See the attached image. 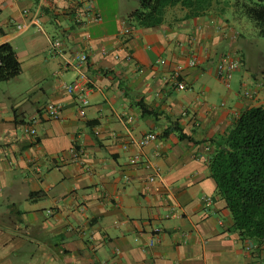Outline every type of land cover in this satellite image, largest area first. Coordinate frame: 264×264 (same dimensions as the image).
<instances>
[{
  "label": "crops",
  "instance_id": "1",
  "mask_svg": "<svg viewBox=\"0 0 264 264\" xmlns=\"http://www.w3.org/2000/svg\"><path fill=\"white\" fill-rule=\"evenodd\" d=\"M38 6L41 29H19L30 18L24 10ZM139 6L0 0V45L13 46L22 68L0 82V264H264V245L233 229L208 167L211 139L264 105V74L239 73L246 28L227 14L170 11L162 24L139 27L131 18ZM54 37L64 41L62 55L50 51ZM79 50L88 54L86 106L66 90L79 75L66 59ZM226 53L243 60L230 86L217 72ZM178 65L183 87L172 77ZM48 102L58 103V119L44 113ZM148 132L157 140L140 148L133 139ZM74 146L83 154L74 156ZM136 154L159 166L162 179L132 164ZM171 209L182 216L166 218Z\"/></svg>",
  "mask_w": 264,
  "mask_h": 264
},
{
  "label": "trees",
  "instance_id": "2",
  "mask_svg": "<svg viewBox=\"0 0 264 264\" xmlns=\"http://www.w3.org/2000/svg\"><path fill=\"white\" fill-rule=\"evenodd\" d=\"M222 1L224 6L229 5V0H139L140 6L132 12L131 18L139 27L159 25L168 11L178 6L186 12L184 18L187 19L210 12L221 15L226 13L225 9L215 6ZM235 4L239 14L255 21L259 35L264 37V0H236ZM0 61V82L22 73L21 63L10 43L0 45ZM142 108L144 113L156 114ZM175 130L180 138L191 139L181 128ZM168 132L166 130L165 134ZM211 144L209 171L219 194L227 202L233 229L242 241L264 245V105L243 110L224 134L211 139Z\"/></svg>",
  "mask_w": 264,
  "mask_h": 264
},
{
  "label": "built area",
  "instance_id": "3",
  "mask_svg": "<svg viewBox=\"0 0 264 264\" xmlns=\"http://www.w3.org/2000/svg\"><path fill=\"white\" fill-rule=\"evenodd\" d=\"M41 12H42V7L38 6L34 11L30 12L28 9L24 10L25 14H30V18L28 20V22L24 23V24H19L17 27L19 29H24L29 27L30 25L32 26H37L38 29H41ZM98 19L100 18V15L97 17ZM78 22H82L81 19L77 20ZM130 30H126V32H129ZM63 44L64 41L62 40V38L60 37H54L51 39L50 41V51L52 54H59L62 55L63 54ZM88 59V54L85 50H79L77 51V53L73 54L72 56H69L66 59V66H76L79 69V75L78 77L68 83L66 85V90L69 94L75 95L78 99H80V102L82 103V105L86 106L89 103V92L91 89L90 83L86 78V74L85 72L81 69V67H83L84 64H86ZM191 64H194V61H190ZM241 58L239 55L235 54V53H226L224 54L217 66V72H218V76L224 80V82L226 83L227 86H230L231 80L233 79L234 73L236 70H238L241 66ZM1 64V61H0ZM183 69L182 65H178L175 69V72L172 74V77L175 81V84L178 87H183L184 84L183 82L179 81V77L181 75V70ZM244 94L248 97H253L256 94L255 90H251L248 88L244 89ZM44 113L50 117V118H56L58 119L60 117V107L58 105V103L55 102H48L46 104V106L43 109ZM82 114H84L82 112ZM128 121H132L131 118H128ZM27 131L31 134V135H35L36 134V129L34 128V126H27ZM157 134L155 132H148L146 134H144L143 136L139 137V138H134L133 140L135 141V143L140 147L143 148L146 145L155 142L157 140ZM74 146V150L73 154L74 156H78V155H82L84 150L79 148V149H75ZM126 147V146H125ZM130 162L134 165H141L144 168L147 169H153L155 171V174L150 176L149 179L150 181H156V180H161L162 179V175H161V170L160 167L157 166L152 160L143 157L139 154L134 155L131 159ZM204 200L208 203L212 202V198L210 196H204ZM51 212V211H50ZM182 216V214L180 213V211H178L177 209H171L168 211V213L166 214V218L169 219H175V218H180ZM155 241L152 240L151 244H154Z\"/></svg>",
  "mask_w": 264,
  "mask_h": 264
},
{
  "label": "rangeland",
  "instance_id": "4",
  "mask_svg": "<svg viewBox=\"0 0 264 264\" xmlns=\"http://www.w3.org/2000/svg\"><path fill=\"white\" fill-rule=\"evenodd\" d=\"M236 0H229V5L224 6V1L221 3L217 4L215 7L218 6L219 8H224L225 9V14L230 17V20L234 21L236 23L237 28L239 27L240 30H245L246 31H241L243 33V50H244V57L246 58V67L244 70H242L239 73H248L250 75V78L253 79V77H256L257 74L262 73L264 74V37L257 35V34H252L253 32H256V28L253 26L255 21L253 19H246L245 15L239 14V11L237 9V5L235 4ZM170 12H175L176 14L180 15L183 14L185 11H182V9L178 6L175 7L171 10ZM247 27H250V31L247 32ZM258 31V30H257ZM252 35H249V34ZM235 71L234 75H238L239 73ZM254 73V74H251ZM234 78V77H233ZM233 80V79H232ZM231 83L234 85V80ZM11 86H13L14 89H22V86L15 81L10 83ZM24 88V87H23ZM261 99H259L260 101Z\"/></svg>",
  "mask_w": 264,
  "mask_h": 264
},
{
  "label": "clouds",
  "instance_id": "5",
  "mask_svg": "<svg viewBox=\"0 0 264 264\" xmlns=\"http://www.w3.org/2000/svg\"><path fill=\"white\" fill-rule=\"evenodd\" d=\"M240 56V55H239ZM240 58H241V61H242V57L240 56ZM241 65H242V63H241ZM241 67V66H240Z\"/></svg>",
  "mask_w": 264,
  "mask_h": 264
}]
</instances>
